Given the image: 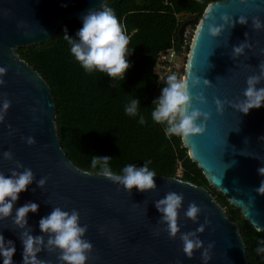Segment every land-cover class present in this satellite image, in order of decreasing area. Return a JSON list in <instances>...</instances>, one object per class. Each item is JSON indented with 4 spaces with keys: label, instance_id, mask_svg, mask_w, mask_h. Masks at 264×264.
Instances as JSON below:
<instances>
[{
    "label": "water",
    "instance_id": "1",
    "mask_svg": "<svg viewBox=\"0 0 264 264\" xmlns=\"http://www.w3.org/2000/svg\"><path fill=\"white\" fill-rule=\"evenodd\" d=\"M101 2L0 0V68L4 69L0 73V79L4 81L0 85V100L7 97L11 101L0 120V171L10 174V169L17 168V161L31 168L34 180L19 194L13 211L28 201L39 205L37 212H29L25 228L15 225L10 217L0 220V232L16 245L14 264H21L22 260L23 245L19 233L30 230L33 235L41 234L39 219L55 206L68 211L77 209L81 224L88 226L85 238L93 247L86 264H202V250H194L188 257L182 251L179 233L176 238H170L158 223L161 214L154 202L168 191L183 193V207L178 213L182 232L196 229L205 218L210 221L204 232L197 233L205 247L212 244L208 264H249L237 223L206 187L179 177L156 174L153 178L155 189L139 191L133 187L130 193L99 171L80 168L64 150L56 127V102L51 86L17 50L50 40L62 23L99 7ZM258 2L214 0L199 18L183 77L189 71V81L191 74L209 81L208 86L201 82L199 87L191 90L204 93L207 103L196 104L211 116L204 133L191 134L182 141L210 185L226 195L251 225L264 230V194L253 191L262 179L256 171L261 161L253 156L264 158V139H258L264 135V105L245 114L228 103L242 98L247 76L258 73L259 63L264 62L261 51L264 49V29L251 27L253 16L264 20V9L257 8ZM222 13H228L234 19L245 15L249 23L237 22L234 27L228 26L219 36L213 37L208 26L213 23V17L216 23H222ZM196 21L185 22L180 29L181 35L189 23ZM245 40L251 47L246 48L243 55L233 58V45ZM174 72L172 66L171 73ZM217 98L224 102L222 112L217 110ZM27 136L34 137L35 142L27 144L22 139ZM5 150L12 151V159L3 157ZM226 164L231 166L225 167ZM41 177L47 178L44 186L36 183ZM193 201L202 207L195 221L183 214ZM38 255L49 264H60L58 249L44 250Z\"/></svg>",
    "mask_w": 264,
    "mask_h": 264
},
{
    "label": "trees",
    "instance_id": "2",
    "mask_svg": "<svg viewBox=\"0 0 264 264\" xmlns=\"http://www.w3.org/2000/svg\"><path fill=\"white\" fill-rule=\"evenodd\" d=\"M214 0H105L129 38L130 67L125 79L111 81L98 70L87 72L73 58L70 46L63 39L64 29L75 37L81 27V16L62 23L50 40L19 47L17 52L49 83L56 102L55 122L62 146L69 158L80 168L91 167L93 155H108L114 172L134 163L156 174L179 177L206 187L233 219L246 245L249 264H264L254 249L264 230L257 231L242 211L231 204L221 191L210 185L203 170L190 157L182 138L166 135L164 125L151 119L153 100L160 95L165 77L157 72L159 54L174 47L181 54L184 44L181 26L200 18L207 5ZM187 45L185 54L189 52ZM138 98V116L127 115L125 103Z\"/></svg>",
    "mask_w": 264,
    "mask_h": 264
},
{
    "label": "clouds",
    "instance_id": "3",
    "mask_svg": "<svg viewBox=\"0 0 264 264\" xmlns=\"http://www.w3.org/2000/svg\"><path fill=\"white\" fill-rule=\"evenodd\" d=\"M241 2L247 4L249 0H241ZM256 6L258 9H264V0H259ZM220 20L223 22L216 23L215 17H213V23L208 26V31L213 37L219 36L228 26L234 27L237 22L240 24L249 23V18L245 15H240L238 19H234L228 13H222ZM251 27L255 30L264 29V20H261L259 16H253ZM247 35L246 32L245 36ZM63 39L70 46V53L73 58L85 71L98 70L111 77V81L125 79L126 71L130 67L128 59L130 55L129 38L122 29L114 9L103 3V0L99 7L93 8L81 16V27L76 31L75 37L69 36L67 27H65ZM250 47L251 45L247 40L238 45H233L231 56L233 58L239 57L245 53L246 48ZM261 51L264 52V49ZM258 68V73L247 76L242 98L237 101H228L229 105L239 112L247 114L252 108H259L264 105V85H261V82L264 81V62H260ZM3 71L4 69L0 68V73ZM189 75V71L185 77H178L175 73L168 74L160 89V95L152 102L154 107L150 113L151 119L164 125L166 135L186 138L191 134L204 133L206 130V122L210 119L211 114L198 107L196 102L205 104L207 98L203 92L197 94L191 89L199 87L201 82L208 86L209 81L196 74H191V81H189ZM3 83V79H0V85ZM215 103L217 110L222 112L224 102L217 98ZM10 104L11 101L7 97L0 100V120L3 119ZM139 104L138 98H130L125 103L124 111L127 115L138 116V123L143 125L146 120L145 116L139 113ZM22 139L26 140L29 145L35 142V138L32 136L22 137ZM258 139H264V135ZM3 157L12 159V151L5 150ZM253 157L261 161L256 171L262 177L259 185L254 186L253 191L264 194V158ZM110 159L111 157L108 155H93L91 167H98L103 176L123 186L130 193L133 187L139 191L156 188L153 179L156 172L149 168L150 160L144 161L141 166L128 163L117 173L111 169ZM16 163L17 168L10 169V174L6 175L0 171V220L10 217L15 225L25 228L28 224L29 212H37L39 205L34 201H28L13 211L19 194L26 191L34 180V173L31 168L24 166L19 161ZM232 163L234 164L235 161ZM230 166L225 165V167ZM17 169L23 170L18 171ZM46 182V177H41L36 181L39 186H44ZM183 200V193L176 191H168L163 197L155 200V207L161 214L158 223L163 226L170 238H176L179 233L182 251L188 257L193 255L194 250H202V264H208L211 258L209 249L212 244L209 243L205 247L197 233L204 232L205 226L210 221L205 218L204 222L198 224L196 229L182 232L178 224V213L183 207ZM201 212L202 207L193 201L184 209L183 214L195 221ZM38 226L41 234L33 235L30 230L19 233V239L23 245L21 264H49L48 261L41 259L38 254L44 250L53 251L57 249L59 250L58 260L60 264H86L88 253L93 245L85 238L88 226L81 224L80 213L77 209L73 208L68 211L55 206L47 215L39 219ZM256 230L260 231L261 229L257 227ZM45 235H47V240H45ZM254 251L258 255L264 254V238H258ZM15 252V242L12 239H6L0 232V261L2 264H14ZM261 258L264 259V256Z\"/></svg>",
    "mask_w": 264,
    "mask_h": 264
},
{
    "label": "built area",
    "instance_id": "4",
    "mask_svg": "<svg viewBox=\"0 0 264 264\" xmlns=\"http://www.w3.org/2000/svg\"><path fill=\"white\" fill-rule=\"evenodd\" d=\"M189 26V24H188ZM192 34H191V29L187 26L184 29L183 32V38H184V44H183V49L185 51L187 45L191 44L192 40ZM182 52L185 53V52ZM179 55V53L175 50L174 47L167 48L165 50H162L159 54V59L157 63V72L159 73L160 77L163 78L167 76L168 74H171L172 66L176 65V57ZM176 71V70H175Z\"/></svg>",
    "mask_w": 264,
    "mask_h": 264
},
{
    "label": "rangeland",
    "instance_id": "5",
    "mask_svg": "<svg viewBox=\"0 0 264 264\" xmlns=\"http://www.w3.org/2000/svg\"><path fill=\"white\" fill-rule=\"evenodd\" d=\"M197 19V21L195 23H189V26L187 25V28L189 27V29H191V34L194 35L195 30L197 28V22L199 20V18H195ZM193 38V36H192ZM188 54L189 52L185 53H181L176 57V65H175V69L176 70L174 73L178 76V77H183L184 76V71H185V67H186V63H187V58H188Z\"/></svg>",
    "mask_w": 264,
    "mask_h": 264
},
{
    "label": "flooded vegetation",
    "instance_id": "6",
    "mask_svg": "<svg viewBox=\"0 0 264 264\" xmlns=\"http://www.w3.org/2000/svg\"><path fill=\"white\" fill-rule=\"evenodd\" d=\"M193 19H195V18H193Z\"/></svg>",
    "mask_w": 264,
    "mask_h": 264
}]
</instances>
